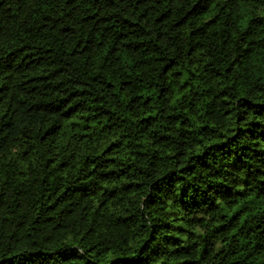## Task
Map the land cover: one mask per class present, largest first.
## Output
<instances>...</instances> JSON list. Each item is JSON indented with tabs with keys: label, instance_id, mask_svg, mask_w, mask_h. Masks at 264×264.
<instances>
[{
	"label": "trees",
	"instance_id": "obj_1",
	"mask_svg": "<svg viewBox=\"0 0 264 264\" xmlns=\"http://www.w3.org/2000/svg\"><path fill=\"white\" fill-rule=\"evenodd\" d=\"M0 264H264V0H0Z\"/></svg>",
	"mask_w": 264,
	"mask_h": 264
}]
</instances>
